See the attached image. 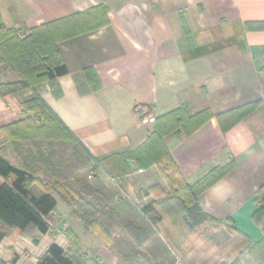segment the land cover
Wrapping results in <instances>:
<instances>
[{
  "label": "crops",
  "instance_id": "0c3cea01",
  "mask_svg": "<svg viewBox=\"0 0 264 264\" xmlns=\"http://www.w3.org/2000/svg\"><path fill=\"white\" fill-rule=\"evenodd\" d=\"M99 6L107 8L108 25L59 44L68 70L58 79L60 98L48 83L0 98V144L7 159L20 164L2 128L25 119L23 103L34 98H40L97 160L138 149L154 131V123H140L145 112L157 119L180 107L189 116L208 111V120L196 131L171 133L165 144L191 186L233 162L230 173L201 194L198 204L213 218L232 220L251 243L263 240L254 214L255 198L264 185V30H256L254 24L264 22V0H0V28L14 29L23 38L34 27L75 14L90 16ZM87 70L97 74L98 91L92 90ZM19 81L15 70L0 64V85ZM254 102L261 105L227 133L221 131L218 115ZM127 164L133 173L123 192L139 208L152 202L153 196L144 197L148 188L159 185L167 193L162 182L145 187L139 178L155 169L150 180L161 179L156 167L136 171L133 160ZM13 181L14 177H0V185ZM91 184L108 194L110 207L120 203V194L103 172L96 173ZM163 208L167 216L156 227L136 217L133 233L116 245L102 236L103 241L94 245L88 229L84 237L89 241L82 242L60 219L65 225L62 232L69 231L61 237L67 236L68 244L76 242L100 264H181L195 254L200 236L186 228V217L169 215L177 208L179 213L180 203L169 202ZM55 210L47 217L52 231L39 235L40 243L20 234L6 237L0 243V260L37 264L50 244H58L52 222L58 220ZM223 233H216L211 251H221ZM169 244L178 249H173L176 253ZM199 248L205 251L207 244ZM238 259L241 264H256L248 250Z\"/></svg>",
  "mask_w": 264,
  "mask_h": 264
},
{
  "label": "trees",
  "instance_id": "16d2710c",
  "mask_svg": "<svg viewBox=\"0 0 264 264\" xmlns=\"http://www.w3.org/2000/svg\"><path fill=\"white\" fill-rule=\"evenodd\" d=\"M107 12L106 7L99 6L90 12L92 16L75 14L49 22L32 28L23 38L16 30L1 27L0 64H7L15 70L20 81L0 85V98L43 83H48L54 95L60 98L62 93L58 79L66 76L68 70L59 44L108 25ZM97 18L98 21L92 23ZM254 26L256 30H264V22L255 23ZM85 75L92 90L98 91L100 82L97 74L93 70H87ZM260 105V102L249 103L218 115L221 131L227 133ZM23 110L28 114L25 119L2 128L20 164L13 165L7 159L6 149L0 144V177L6 180L14 177L11 184L0 185V243L4 238L15 234L29 238L34 244L40 243L42 239L39 235L46 236L52 231L47 217L57 206L53 194L60 197L88 230L105 237L115 245L122 243L123 237L133 233L136 217L147 219L156 227L158 221L167 216L163 205L176 201L180 203L181 209L179 213L177 208L169 215L186 217V228L193 235L199 234L201 238L192 250L195 254L188 256L186 260L182 259L181 264H228L226 258L230 257L233 260L229 264H241L238 257L245 250L249 251L256 264H264V239L251 243L249 237L232 220L220 221L213 218L205 214L198 204V197L229 174L235 166L234 163L214 169L191 186L182 178L165 144V137L171 133L182 130L191 134L196 131L208 120V111L189 116L186 108L180 107L155 119L154 131L138 149L97 160L73 139L40 98L23 103ZM70 150L72 151L68 153ZM128 160L134 161L136 171L152 167L159 169L170 194L161 186L154 185L147 189L146 195L156 192L161 197L160 200L139 208L129 197H122L116 207H110L108 194L94 188L87 179L90 175L103 172L118 195L120 190H124L127 177L133 173L127 164ZM255 202L257 209L254 219L264 231V185L260 188ZM170 227L175 229L176 225ZM206 228L208 232H204ZM215 231L225 233L220 245L221 251L217 252L215 249L211 251L217 243ZM200 242H205L208 249H198ZM216 246L218 249L219 244ZM170 248L173 250L176 247L170 245ZM0 264L5 263L0 260ZM37 264L100 262L86 255L73 241L65 248L56 243L50 244Z\"/></svg>",
  "mask_w": 264,
  "mask_h": 264
},
{
  "label": "rangeland",
  "instance_id": "374dc122",
  "mask_svg": "<svg viewBox=\"0 0 264 264\" xmlns=\"http://www.w3.org/2000/svg\"><path fill=\"white\" fill-rule=\"evenodd\" d=\"M67 145H69V143H67ZM72 150H70V151H68V153L69 152H71ZM158 170V172L160 173V177H161V179H162V181H161V179H159V178H153V180H150V178H149V176H155V174H156V172L157 171H155V169H153V170H151V171H149L148 173H146L145 175H143V176H140L139 178L143 181V185L145 186V187H147L148 185H150V184H155V183H157V182H162L163 184H165L166 186H167V184H166V181H165V179H164V176L161 174V172H160V170L159 169H157ZM85 175H86V177L88 176V172H86L85 173ZM94 177L95 176H91V178H90V176H89V178L87 179L88 180V182L91 184V182L93 181V179H94ZM33 191H35V190H33ZM147 191V190H146ZM36 192V191H35ZM167 193H168V195L170 194L169 193V188H168V186H167ZM147 193H145L144 194V197H151V196H153V197H151V200H152V202H154L155 200H160V198L161 197H159L158 196V193H156V192H154L152 195H149V196H147L146 195ZM54 197H56V200L58 201V205H57V207H56V210H55V214L56 215H58L57 216V218H58V220H55V221H53V219H52V222L54 223L53 225L54 226H56L57 227V229H55V232H57L56 233V241L58 242V244L59 245H61V246H63V247H67V245H68V240H67V236H68V233H69V231L68 232H62V230L60 229V227L62 226V227H64L65 225H64V223L62 224H60V219L62 220V221H66V223H68V227H70V228H72V230L73 231H75V233L77 234V236L79 237V239H80V241H85V239H86V237H84V234L86 233V230L88 229V228H86L85 227V225H83L78 219H77V217L74 215V213L72 212V210L60 199V197L59 196H57V195H54ZM151 202V203H152ZM150 203V204H151ZM142 208V207H141ZM54 217H55V215H54ZM59 221V222H58ZM57 223H58V225H57ZM67 229V228H66ZM208 231V229L207 230H205L204 232H207ZM91 232H93L92 230H91ZM217 232H219V231H215V234L217 233ZM59 233V234H58ZM67 234V236L66 237H61L62 236V234ZM224 234V233H223ZM86 236H89V233H87V235ZM92 238L91 239H93V241H95L94 243V245H96V244H99L100 243V241H103V238L101 237V236H99L98 234H96V233H92L91 235H90ZM201 236H202V234H201ZM225 236V235H224ZM223 235L221 236V237H219V238H223L224 237ZM89 238H87L86 240H88ZM224 239V238H223ZM89 241V240H88ZM223 253H224V255L226 256V253L224 252V250H223ZM227 257V256H226ZM225 257V258H226ZM227 260H226V262L229 264L232 260H233V257H230V258H226Z\"/></svg>",
  "mask_w": 264,
  "mask_h": 264
},
{
  "label": "built area",
  "instance_id": "2783aa9c",
  "mask_svg": "<svg viewBox=\"0 0 264 264\" xmlns=\"http://www.w3.org/2000/svg\"><path fill=\"white\" fill-rule=\"evenodd\" d=\"M155 118L152 117L151 115H149L148 113H143L142 116H140V123L141 124H153L155 121ZM92 175H90L91 178ZM122 197H129L126 193L123 192V190H120V196L118 197V199L122 198Z\"/></svg>",
  "mask_w": 264,
  "mask_h": 264
}]
</instances>
